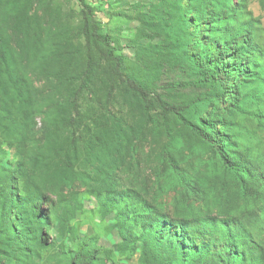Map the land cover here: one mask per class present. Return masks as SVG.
Here are the masks:
<instances>
[{"label": "rangeland", "instance_id": "rangeland-1", "mask_svg": "<svg viewBox=\"0 0 264 264\" xmlns=\"http://www.w3.org/2000/svg\"><path fill=\"white\" fill-rule=\"evenodd\" d=\"M85 3L94 10L100 33L110 37L125 57L126 75L148 82L157 75L153 90L172 105L190 102L203 92L192 87L163 89L185 84L189 76L166 65L156 70L168 44L162 33L166 7L161 0ZM247 3L264 29V0ZM182 7L189 14V33L206 44L210 16L196 21L200 10L193 0H185ZM81 27L76 0H0V241L6 233L1 229L6 184L14 189L13 203L20 205L22 196L30 193L26 184L32 180L41 192L37 210L46 218L42 243L30 240L32 232L27 230L18 236L8 258L0 250V264H71L81 246L95 255L86 264L140 263L141 243L133 251L123 242L114 225L116 209L102 208V201L110 195L118 199L124 190L139 191L151 199L154 158L165 140L138 139L131 132L144 125L142 102L114 84L102 68L92 70L81 88L86 70ZM198 52L193 46L189 49L190 55ZM10 78L25 82L27 102L16 98ZM79 89V114L75 115L70 100ZM188 152L182 149L177 159ZM26 173L29 177L24 181ZM64 175L69 185L61 181ZM173 197L170 192L158 200L169 213ZM13 203L8 202L13 226L32 229L28 221L14 217L31 210ZM69 206L70 214H65ZM139 233V229L126 232L128 240ZM254 240L262 244L264 234L254 231Z\"/></svg>", "mask_w": 264, "mask_h": 264}, {"label": "trees", "instance_id": "trees-1", "mask_svg": "<svg viewBox=\"0 0 264 264\" xmlns=\"http://www.w3.org/2000/svg\"><path fill=\"white\" fill-rule=\"evenodd\" d=\"M76 1L86 55L81 88L92 70L102 68L114 84L142 102L144 125L131 132L138 139L165 140L154 158L155 193L151 199L142 192L124 190L118 199L110 195L102 201V208L116 209L114 225L123 242L133 251L141 243L138 264H264V241L254 240V231L264 234V29L248 10V0H193L200 10L196 21L210 16L206 44L189 33V14L182 7L185 0H161L166 7L162 33L168 44L156 70L166 65L189 76L185 84L163 89L203 91L181 105L169 104L155 94L157 75L149 82L135 74L126 75L125 57L110 37L100 33L94 10L85 0ZM191 46L198 49L197 56L189 54ZM2 57L0 51V66ZM9 82L16 98L27 102L25 82L11 78ZM80 92H74L70 100L75 115L79 114ZM21 147L25 149L26 144ZM182 149L189 152L179 160L176 156ZM206 153L208 157L203 159L201 155ZM28 177L24 174V181ZM61 181L70 183L66 175ZM26 186L30 193L19 202L31 211L14 217L28 221L32 229L13 226L8 202L13 203L14 189L6 184L3 191L1 229L6 233L0 250L5 258L27 230L32 232L30 240L43 241L46 218L37 210L41 192L32 180ZM170 192L174 193L171 213L167 205L158 203ZM70 209L64 213L70 214ZM129 229L140 233L128 240ZM87 250L81 246L71 264L94 259Z\"/></svg>", "mask_w": 264, "mask_h": 264}]
</instances>
